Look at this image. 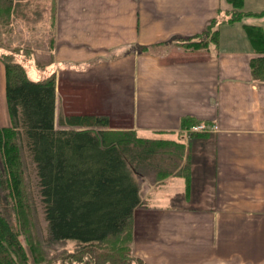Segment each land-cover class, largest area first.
Wrapping results in <instances>:
<instances>
[{"label": "crops", "instance_id": "obj_1", "mask_svg": "<svg viewBox=\"0 0 264 264\" xmlns=\"http://www.w3.org/2000/svg\"><path fill=\"white\" fill-rule=\"evenodd\" d=\"M254 6L237 9L264 11ZM233 10L227 0H57L51 63L28 70L55 75L54 125L106 115L109 129L181 146L187 188L180 175L141 184L131 251L144 264H264V80L250 66L264 52L244 26L264 30V14L221 21L204 47L175 43ZM4 84L0 61L3 98ZM200 123L217 128L189 131Z\"/></svg>", "mask_w": 264, "mask_h": 264}, {"label": "trees", "instance_id": "obj_2", "mask_svg": "<svg viewBox=\"0 0 264 264\" xmlns=\"http://www.w3.org/2000/svg\"><path fill=\"white\" fill-rule=\"evenodd\" d=\"M227 1L234 9L230 16L212 18L203 31L176 39L175 43L204 47L215 39L217 30L213 27L221 21L264 14L237 9L242 0ZM4 14L0 0V15ZM244 26L253 48L264 52L263 28ZM0 61L4 65V97L10 119L9 125L0 127V264H28L20 236L31 251L40 249L41 257L36 252L33 255L36 264L52 260L51 255L46 258L42 248L65 241H75L79 248L114 241L119 244L115 247H120L118 252L129 250L133 212L141 204L137 175H144L142 169L151 167L158 179L184 177L187 188L189 168L187 164L179 166L181 146L141 137L133 130L109 129L106 115H59L58 123L65 128H55L54 73L34 80L8 54L0 55ZM50 63L37 69L43 71ZM250 66L254 76L264 80V57L251 59ZM182 121L183 126L193 122L188 117ZM25 151L35 167L46 221L44 239L38 234L36 206L25 178ZM157 156L160 163L154 160ZM130 256L135 262L132 264H144Z\"/></svg>", "mask_w": 264, "mask_h": 264}, {"label": "rangeland", "instance_id": "obj_3", "mask_svg": "<svg viewBox=\"0 0 264 264\" xmlns=\"http://www.w3.org/2000/svg\"><path fill=\"white\" fill-rule=\"evenodd\" d=\"M254 2L255 6L252 9L264 5V0H254ZM1 4L4 6L5 14L0 15V55L8 54L13 61L21 63L27 73L31 67L38 70L39 65L49 63L53 58L51 50L55 32L54 22L57 0H1ZM56 121L55 127L62 128L63 126L58 125V118ZM3 124L9 125L10 119L5 98L0 93V127L4 126ZM22 157L26 182L28 189L32 192L36 206L35 215L38 234L44 239L46 237V221L38 196L34 163L26 151L23 152ZM154 160L155 162H161L159 156ZM185 165L186 163L183 166ZM142 170L144 175H137V180L141 188L139 193L144 197V188L141 184L146 180V177L148 180L156 177V171L151 167L146 169L144 167ZM142 201H145V198ZM148 203L154 204L156 202L149 200ZM20 240L27 253L28 264H36L33 255L36 252V256L41 257L40 249L36 248L33 252L26 244L23 236H20ZM131 243H129V250L124 248L120 253L118 252L120 247L115 248L119 244H115L114 241H106L105 246L94 245L88 248H79L80 246L75 241H65L54 247L42 248L43 252L47 253L46 258L49 255L52 257L51 261L42 264H132L135 262H131L132 257L130 255H133ZM120 254L124 256L121 257Z\"/></svg>", "mask_w": 264, "mask_h": 264}, {"label": "built area", "instance_id": "obj_4", "mask_svg": "<svg viewBox=\"0 0 264 264\" xmlns=\"http://www.w3.org/2000/svg\"><path fill=\"white\" fill-rule=\"evenodd\" d=\"M217 126L216 125H207V124H194L192 125L189 129L190 132H206V131H210V130H214L216 129Z\"/></svg>", "mask_w": 264, "mask_h": 264}]
</instances>
